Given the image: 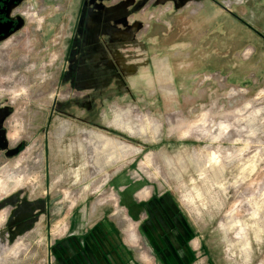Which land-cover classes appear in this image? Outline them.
I'll return each instance as SVG.
<instances>
[{"label":"rangeland","instance_id":"rangeland-1","mask_svg":"<svg viewBox=\"0 0 264 264\" xmlns=\"http://www.w3.org/2000/svg\"><path fill=\"white\" fill-rule=\"evenodd\" d=\"M132 1L15 9L0 41V264H52L71 221L103 216L139 264H158L151 222L162 242L177 233V264H264V25L220 18L218 42L198 0Z\"/></svg>","mask_w":264,"mask_h":264},{"label":"crops","instance_id":"crops-1","mask_svg":"<svg viewBox=\"0 0 264 264\" xmlns=\"http://www.w3.org/2000/svg\"><path fill=\"white\" fill-rule=\"evenodd\" d=\"M157 1L162 5L164 1H169L171 3L173 1V3L178 4L179 0ZM198 1H200L201 7H195L201 9L198 10V14L193 16V18L196 16L198 20L200 19V23L197 24V27L201 29L203 34L208 33V38H210L212 29L213 33L216 34L213 38L217 39L218 42L221 41V36L224 35V31L226 30L225 25L219 22L220 18L227 20L231 19L233 23L235 22L234 27L236 26V22L237 24H241V22L246 23L249 28L252 27V29H256L253 27V23L259 22L264 25V0H229V13H225V10L221 9L222 7L220 8L214 4V2L224 4L228 0ZM121 6L124 11H130L134 4L132 0H123ZM238 34L239 33L236 34L233 32L234 39ZM240 38L239 34V36H237V41L241 40ZM142 193L146 195L149 191L144 190ZM70 224L71 227L68 235L63 237L55 246L56 256L52 264H139L135 257V251L124 243L119 228L109 217H101L100 220L92 226H79L76 220L71 221ZM160 226L161 225H159V227L152 226V222L150 224H142V227L152 238L153 246L149 243V239L144 234L145 239L151 247L158 264H162V260L166 264H177L176 251L173 249L176 245L177 233L172 232L167 234L168 237L164 235L167 241L164 247L167 246V248L163 251L162 245L166 241L162 242L163 239L160 238V235L163 237V233L165 234V232L162 226ZM151 231H157L155 233L157 238L154 239L152 237Z\"/></svg>","mask_w":264,"mask_h":264},{"label":"flooded vegetation","instance_id":"flooded-vegetation-1","mask_svg":"<svg viewBox=\"0 0 264 264\" xmlns=\"http://www.w3.org/2000/svg\"><path fill=\"white\" fill-rule=\"evenodd\" d=\"M22 1L23 0H0V41L13 34L20 26L21 19L16 17L15 9ZM4 33L8 35L5 37Z\"/></svg>","mask_w":264,"mask_h":264},{"label":"built area","instance_id":"built-area-1","mask_svg":"<svg viewBox=\"0 0 264 264\" xmlns=\"http://www.w3.org/2000/svg\"><path fill=\"white\" fill-rule=\"evenodd\" d=\"M229 4H230V2L228 0L226 3H224V8L227 9V10H230L229 9Z\"/></svg>","mask_w":264,"mask_h":264},{"label":"water","instance_id":"water-1","mask_svg":"<svg viewBox=\"0 0 264 264\" xmlns=\"http://www.w3.org/2000/svg\"><path fill=\"white\" fill-rule=\"evenodd\" d=\"M8 34L7 33H4V36L6 37Z\"/></svg>","mask_w":264,"mask_h":264}]
</instances>
